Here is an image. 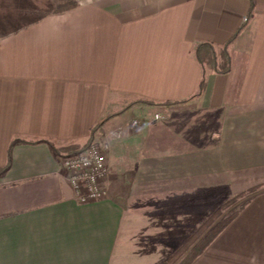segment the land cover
I'll return each mask as SVG.
<instances>
[{"label":"crops","instance_id":"crops-1","mask_svg":"<svg viewBox=\"0 0 264 264\" xmlns=\"http://www.w3.org/2000/svg\"><path fill=\"white\" fill-rule=\"evenodd\" d=\"M94 140L79 203L61 158ZM0 167V264H161L250 189L189 264H264V0H83L0 37Z\"/></svg>","mask_w":264,"mask_h":264},{"label":"trees","instance_id":"trees-1","mask_svg":"<svg viewBox=\"0 0 264 264\" xmlns=\"http://www.w3.org/2000/svg\"><path fill=\"white\" fill-rule=\"evenodd\" d=\"M42 0H0V37L34 23L46 14L38 13L29 16L28 12L39 9V3ZM45 5L51 7V2L46 0ZM76 6L75 1H69L68 4L61 6L57 12H61ZM199 62L214 69L216 72L224 73L230 69V56L226 48L217 51L211 43H200L195 50ZM205 85V78L202 79L200 88ZM6 167H0L2 173ZM239 196L226 202L232 203ZM245 203L243 204V206ZM242 206V207H243ZM241 207V208H242ZM240 208V209H241ZM239 209V210H240ZM238 211L233 212L229 217L224 218L213 227L219 217L220 210L217 209L211 217L202 223L198 229L189 236L184 243L178 247L172 256L163 264H189L204 248L218 235V233L236 216ZM199 239V241H197ZM192 247V248H191Z\"/></svg>","mask_w":264,"mask_h":264},{"label":"built area","instance_id":"built-area-1","mask_svg":"<svg viewBox=\"0 0 264 264\" xmlns=\"http://www.w3.org/2000/svg\"><path fill=\"white\" fill-rule=\"evenodd\" d=\"M156 118H163L162 112L157 113ZM132 124H139V120L134 119ZM61 162L79 203L106 197L104 181L110 170L106 144L91 141L77 151L64 153Z\"/></svg>","mask_w":264,"mask_h":264},{"label":"rangeland","instance_id":"rangeland-1","mask_svg":"<svg viewBox=\"0 0 264 264\" xmlns=\"http://www.w3.org/2000/svg\"><path fill=\"white\" fill-rule=\"evenodd\" d=\"M49 1L51 2V7H47L45 5L46 0H42L41 3H39V9L29 11L28 12L29 16L34 15V14H38V13H42V14H46V15L53 14V13H58L57 11L59 9H61V6L68 4V2L71 1V0H49ZM72 1H75L76 4H77L79 2H82L83 0H72ZM157 119H162V118H157ZM71 151L73 152V150H71ZM253 191H254V189H250L248 191H244V192L236 195V196H239V197L237 199H235L232 203H229V204H226V202L229 201L230 199H233L236 196H234V197H232L230 199L225 200L218 208H216V210H214L212 213H210L202 223H204L209 217H211V215L215 211H217V209L220 210V214H219V217L216 220V222H214L211 227H213L214 225H216L218 222H220L224 218L229 217L233 212L238 211L243 206V204L248 201V199L252 195ZM198 227L191 233V235L198 229ZM197 241H199V239ZM173 254H171L170 256H172ZM163 263H161V264H163Z\"/></svg>","mask_w":264,"mask_h":264}]
</instances>
